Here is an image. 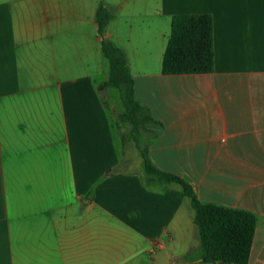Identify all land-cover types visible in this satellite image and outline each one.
Listing matches in <instances>:
<instances>
[{
    "label": "crops",
    "instance_id": "0c3cea01",
    "mask_svg": "<svg viewBox=\"0 0 264 264\" xmlns=\"http://www.w3.org/2000/svg\"><path fill=\"white\" fill-rule=\"evenodd\" d=\"M196 14L214 71L164 75L173 17ZM105 40L135 62L159 42L160 67L132 76L162 125L149 156L201 202L255 214L248 264H264V0H0V264L202 263L181 186L126 154Z\"/></svg>",
    "mask_w": 264,
    "mask_h": 264
},
{
    "label": "trees",
    "instance_id": "16d2710c",
    "mask_svg": "<svg viewBox=\"0 0 264 264\" xmlns=\"http://www.w3.org/2000/svg\"><path fill=\"white\" fill-rule=\"evenodd\" d=\"M96 19L99 35L104 36L107 26L115 19V13L100 6ZM103 53L110 64V76L99 88L120 91L124 111L118 116L119 122L132 127L130 135L135 141L140 139L138 137L147 140L144 146H138L146 174L152 181L181 186L183 196L189 199L201 241V262L248 264L258 225L256 215L245 210L205 204L186 180L155 166L149 156V145L159 136L162 125L151 117L136 98L127 53L106 40L103 42ZM214 69L213 18L206 14L174 16L163 55L162 73L166 76L209 74ZM121 139L126 144V135H121Z\"/></svg>",
    "mask_w": 264,
    "mask_h": 264
},
{
    "label": "rangeland",
    "instance_id": "374dc122",
    "mask_svg": "<svg viewBox=\"0 0 264 264\" xmlns=\"http://www.w3.org/2000/svg\"><path fill=\"white\" fill-rule=\"evenodd\" d=\"M139 44H140L139 42L136 43V45H139ZM127 47H129V46H127ZM157 48H159V42H158V44L155 47L152 46L153 57L151 59H149V62H147V57H146V61L145 62H143V59L141 60V57H139L140 58V62H135V59H134V57L131 54L132 47H129L128 52L130 53V59H129V55L128 54H127L128 55L127 57H128V66H129V69H130V74L132 76H133V74H135V71H137L139 73H148L145 70L151 69L152 71H154L155 68L158 69L160 67V61H161L160 59L161 58H160L159 55H158V58H157V55L155 56V54L157 53ZM137 49L143 50L144 48L143 47H138ZM157 54H159V52ZM130 61H131V63H130ZM105 62L107 64V68H108L109 67L108 60L107 61L105 60ZM131 65H132L134 70L131 69ZM134 67H137L138 70H135ZM111 90H112V93L110 94L111 96L120 97V91L118 89L113 88ZM120 124H121L120 127H119L120 128L119 129L120 133L122 135H126V137H127L126 148H125L126 154L128 156H130V158H133V159L139 158L141 154H140V150H139L138 146L139 145L144 146L145 143L147 142V140L144 137H138L140 139L135 141V139L130 135L132 127L129 124H124V123H120Z\"/></svg>",
    "mask_w": 264,
    "mask_h": 264
},
{
    "label": "water",
    "instance_id": "95a60500",
    "mask_svg": "<svg viewBox=\"0 0 264 264\" xmlns=\"http://www.w3.org/2000/svg\"><path fill=\"white\" fill-rule=\"evenodd\" d=\"M200 264H205V263H200Z\"/></svg>",
    "mask_w": 264,
    "mask_h": 264
}]
</instances>
